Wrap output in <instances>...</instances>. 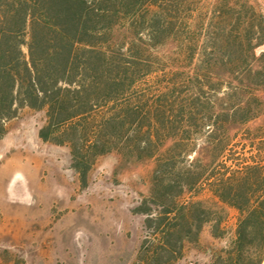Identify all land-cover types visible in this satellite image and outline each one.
I'll return each instance as SVG.
<instances>
[{
	"label": "trees",
	"instance_id": "1",
	"mask_svg": "<svg viewBox=\"0 0 264 264\" xmlns=\"http://www.w3.org/2000/svg\"><path fill=\"white\" fill-rule=\"evenodd\" d=\"M168 44L167 58L153 52ZM260 46L264 14L250 0H0V138L23 109L43 110L39 136L69 147L82 187L101 155L154 158L152 204L133 208L151 233L141 264H172L208 222L222 236L225 215L185 200L203 190L237 211L212 264H261Z\"/></svg>",
	"mask_w": 264,
	"mask_h": 264
},
{
	"label": "rangeland",
	"instance_id": "2",
	"mask_svg": "<svg viewBox=\"0 0 264 264\" xmlns=\"http://www.w3.org/2000/svg\"><path fill=\"white\" fill-rule=\"evenodd\" d=\"M197 1L206 9L215 0ZM250 1L264 14V0ZM171 48L153 52L167 58ZM143 85L152 86V77ZM44 123L43 110L25 108L7 122L0 138V264H141L140 246L151 233L144 226L146 214L133 208L150 201L156 160L128 161L117 151L106 153L96 159L82 187L69 147L39 136ZM235 152L252 153L241 145ZM187 199L225 215L223 234L214 236L212 223H206L199 239L187 242L172 264H212L234 237L237 211L208 190Z\"/></svg>",
	"mask_w": 264,
	"mask_h": 264
},
{
	"label": "bare ground",
	"instance_id": "3",
	"mask_svg": "<svg viewBox=\"0 0 264 264\" xmlns=\"http://www.w3.org/2000/svg\"><path fill=\"white\" fill-rule=\"evenodd\" d=\"M25 148H26V151L28 152V154H31V153H32V151H31V149H32L31 146L28 145V147H25ZM28 156H30V157H29V160H31V159H32V158H31V155H28ZM31 161H32V160H31Z\"/></svg>",
	"mask_w": 264,
	"mask_h": 264
}]
</instances>
